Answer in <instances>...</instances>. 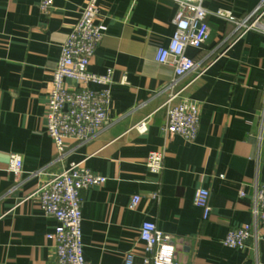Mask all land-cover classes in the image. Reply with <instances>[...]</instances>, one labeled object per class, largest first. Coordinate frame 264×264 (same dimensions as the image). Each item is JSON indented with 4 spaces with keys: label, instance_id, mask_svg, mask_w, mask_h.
Instances as JSON below:
<instances>
[{
    "label": "crops",
    "instance_id": "crops-1",
    "mask_svg": "<svg viewBox=\"0 0 264 264\" xmlns=\"http://www.w3.org/2000/svg\"><path fill=\"white\" fill-rule=\"evenodd\" d=\"M259 1L203 0L209 38L185 53L206 69L183 78L167 103L173 67L155 53L174 31L177 3L97 0L102 37L88 71H112L107 119L86 142L66 138L57 159L47 99L61 45L86 0H53L48 13L40 0H0V264H55L46 235L57 221L42 212L35 193L71 162L106 177L81 191L83 253L91 264H127L128 252L131 264H141L144 220L171 235L180 264H264L261 224L243 248L222 244L228 230L252 222V196L264 186V34L240 33L211 14L223 8L240 19ZM184 100L199 108L193 141L163 129L168 104ZM141 120L145 132L134 127ZM154 150H163L159 173L145 163ZM11 153L22 159L20 173L8 170ZM198 188L209 192L206 219L193 203ZM133 195L140 201L131 209Z\"/></svg>",
    "mask_w": 264,
    "mask_h": 264
},
{
    "label": "built area",
    "instance_id": "built-area-1",
    "mask_svg": "<svg viewBox=\"0 0 264 264\" xmlns=\"http://www.w3.org/2000/svg\"><path fill=\"white\" fill-rule=\"evenodd\" d=\"M177 3L173 23L174 31L164 46L157 47L155 60L159 63H170L173 77L167 85L170 94L167 103L180 92L179 82L193 71L203 73L206 65L186 55L188 47L198 49L209 38V27L206 17L210 12L203 5V0H174ZM53 0H40L39 9L48 13ZM214 16L232 22L240 33L249 30L264 34V0L240 19L232 12L218 8L211 12ZM99 10L97 0H86L80 15L68 33L60 48L57 66L52 76V89L47 99L46 124L52 138L57 159L63 154L64 140L73 138L86 142L94 137L107 119L110 103L111 69L104 74L88 71L91 57L98 46L102 31L97 23ZM72 80L76 88H67L65 80ZM89 83L100 85L98 89L89 87ZM139 132L146 131V121L134 125ZM199 128V108L188 100L168 104L166 122L163 126L168 136L179 135L186 141H193ZM146 167L151 173L162 169L163 150L150 151L145 159ZM22 159L19 155H9L8 170L20 173ZM105 176L94 173L78 162H71L59 173L42 182L36 190V197L42 212L56 219L57 224L46 237L53 240L55 264H91L83 253L81 231V191L102 185ZM239 195L244 196L240 191ZM156 195H153L155 197ZM209 192L205 188L196 189L193 203L202 211L206 219L210 213L208 204ZM140 201L139 195H133L129 208L134 209ZM252 222L243 223L226 232L222 244L230 248H243L257 224L264 227V186L255 188L252 196ZM139 239L143 243L141 264H180L174 257L175 245L171 235L159 230L153 221L144 220L139 227ZM133 253L125 254V262L131 264Z\"/></svg>",
    "mask_w": 264,
    "mask_h": 264
}]
</instances>
